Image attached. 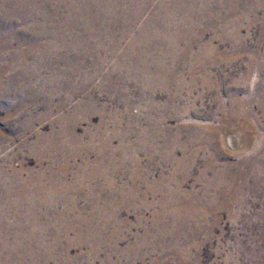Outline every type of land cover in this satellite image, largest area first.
Instances as JSON below:
<instances>
[{
  "label": "rangeland",
  "instance_id": "rangeland-1",
  "mask_svg": "<svg viewBox=\"0 0 264 264\" xmlns=\"http://www.w3.org/2000/svg\"><path fill=\"white\" fill-rule=\"evenodd\" d=\"M17 1L0 264H264V0Z\"/></svg>",
  "mask_w": 264,
  "mask_h": 264
},
{
  "label": "bare ground",
  "instance_id": "bare-ground-1",
  "mask_svg": "<svg viewBox=\"0 0 264 264\" xmlns=\"http://www.w3.org/2000/svg\"><path fill=\"white\" fill-rule=\"evenodd\" d=\"M11 2L10 6L12 7V9H10V11L13 13L14 9H16L17 5H19L18 1L17 0H0V21L3 19V17L9 13L10 11L9 8H8V4L9 2ZM21 5V4H20ZM7 7V10H5V8ZM31 7V6H30ZM33 7V6H32ZM34 7H37V6H34ZM22 8V6H21ZM24 8V7H23ZM20 9V8H19ZM25 9V8H24ZM22 11V10H21ZM52 11V10H51ZM16 13V10L14 11ZM33 12V11H32ZM31 12V13H32ZM28 13V12H27ZM10 14V13H9ZM22 14V13H21ZM20 14V15H21ZM13 15V14H12ZM8 17V16H7ZM11 17V16H10ZM16 17V16H15ZM21 19V18H20ZM4 21V20H3ZM23 22V21H22ZM33 24V23H32ZM30 26V25H29ZM28 27V26H27ZM0 28H1V25H0ZM34 29V28H32ZM39 34L42 33L43 31H38ZM46 34V33H45ZM5 39V38H4ZM3 40V39H2ZM0 44H2V46L4 45L3 42H0ZM232 134V133H231Z\"/></svg>",
  "mask_w": 264,
  "mask_h": 264
}]
</instances>
